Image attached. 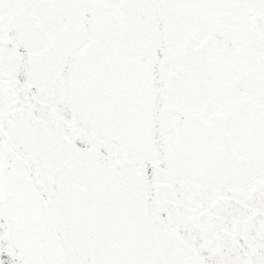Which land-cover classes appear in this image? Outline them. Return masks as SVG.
<instances>
[{
	"label": "snow or ice",
	"instance_id": "snow-or-ice-1",
	"mask_svg": "<svg viewBox=\"0 0 264 264\" xmlns=\"http://www.w3.org/2000/svg\"><path fill=\"white\" fill-rule=\"evenodd\" d=\"M0 264H264V0H0Z\"/></svg>",
	"mask_w": 264,
	"mask_h": 264
}]
</instances>
